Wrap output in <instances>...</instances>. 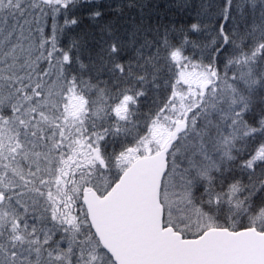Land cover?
<instances>
[{"label": "snow or ice", "instance_id": "1", "mask_svg": "<svg viewBox=\"0 0 264 264\" xmlns=\"http://www.w3.org/2000/svg\"><path fill=\"white\" fill-rule=\"evenodd\" d=\"M0 264H264V0H0Z\"/></svg>", "mask_w": 264, "mask_h": 264}]
</instances>
